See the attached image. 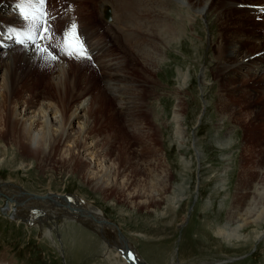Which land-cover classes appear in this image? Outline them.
I'll list each match as a JSON object with an SVG mask.
<instances>
[{"label":"rangeland","instance_id":"374dc122","mask_svg":"<svg viewBox=\"0 0 264 264\" xmlns=\"http://www.w3.org/2000/svg\"><path fill=\"white\" fill-rule=\"evenodd\" d=\"M96 1L97 6L95 0H87L89 12L80 8L82 6L77 3L82 1L77 0H69V5L52 0L48 5L50 13L58 15L54 19L61 17L65 21L62 32L75 22L79 31L86 30L95 36L93 39H101L108 43L110 47L105 44L107 47L105 60L114 59L116 56L115 60L122 63L121 69L123 68L122 71L127 74L125 84L132 89L128 91L129 95L134 101L136 97L138 98L137 106L132 110L129 108L117 110V102L99 81L104 77L99 75L102 72L96 68L97 57L88 52L92 60H82L87 62L89 70L100 76L96 87L88 88L87 95L91 102L100 99L98 102L100 107L106 104L102 107L103 116L98 114L95 116L97 118L94 133L105 137L104 145L110 144L106 149L117 155L120 167L127 163L133 182L143 177L142 171L152 174L143 177L146 180L153 178L152 176L157 175L159 171L154 178V184L159 186L161 182L157 179L160 170L156 169H160L157 165H164L169 174L170 187L166 193L170 201L151 203L149 209L155 212L146 210L144 206L132 207L119 189H111L106 194L93 192L83 179V173L87 172L85 163L70 173L66 162L57 160L55 156L42 159L40 152L27 150V147L25 149V144H22L21 148L13 146L17 136L15 123L12 126L10 124L11 115L15 110V104L12 103L10 113L7 108L5 111L4 107L0 109V181L12 185V192L17 195L6 201L0 194V257L4 255L14 264H116L117 259L110 255L113 250L108 249L104 238L107 236L108 239H112L115 231L96 223L86 224L78 219L72 220L70 217L68 219L66 215L60 216L58 214L60 210L64 212L69 210L68 213L73 215L66 203L62 205L56 203L55 207L54 202L47 203L33 196L45 197L52 193L75 196L93 205L109 223L119 227L130 246L147 264H264V238L253 240L255 227L248 229L243 227L239 231L248 236L250 241L247 243H244L243 239L233 237L227 242L217 236L218 228L223 227L228 219L227 212L236 205V202L244 208L251 196L255 195L258 183L264 177V80L248 78V82L246 79L240 81L242 92L236 88L233 91L236 97L232 96L230 90L234 89L231 81L229 87L228 81L224 86L218 85L217 80H222L220 77L223 74H218L212 67L215 55L207 49L206 44L207 34L212 33L215 40L219 34L214 12L206 16L207 22L198 18L189 24L186 19L187 9L174 3H170L174 5L169 7L163 6L166 13L160 15L161 18L145 15L139 6L128 8L132 9L131 13L134 12L131 16L129 10L125 8L128 18L134 16L135 19L136 16L135 20L144 21V17L147 16L149 21L154 19L161 21L158 26L163 28L158 31L164 29L161 31L162 38L150 35L152 38L150 48L160 51L161 57H158L157 65L148 66L149 57L137 55L131 48L132 43L127 31L123 29L124 33L120 35L114 29L118 15L116 16V7L109 3L111 0H105L106 4L103 0ZM226 1L229 0H220L218 7L226 5ZM107 4L113 11L115 21L113 19L112 23L107 21L102 12L108 7ZM227 10L229 9L224 10L223 18H226L228 26L235 30L237 28L235 26L241 20L240 13ZM73 14L74 17H71V22L68 23L66 16L70 17ZM124 19L127 17L124 16ZM163 20H167L168 23ZM162 24L170 26L164 28ZM39 27V24L33 27L35 29L33 37L41 42L42 40L37 38ZM25 46L24 42L18 54H22L20 50ZM248 47H253L251 52H255L253 43L248 44ZM50 50L58 55V60L76 61L56 51L57 49ZM56 61L54 60L53 66ZM204 67L208 84L201 87L199 74ZM24 71L25 68L22 69L23 73ZM112 71H109V74ZM182 75L187 77L185 84ZM31 79L28 80L29 86L26 89L27 91L29 88L30 91L24 94L32 97L26 100H35L45 95L49 99L54 98L49 94V90L47 93V89L42 88L43 82L34 85ZM19 83L20 81L16 82L17 85ZM222 93L224 96L222 103L229 114L227 117L223 116L226 117L223 121L219 119L221 112L217 98ZM177 98L182 100L181 113L184 118L182 123L185 126L182 149L174 122ZM78 99L79 97L73 103ZM256 112L259 113L254 114ZM135 120L138 121L137 125L144 127L145 132L129 131L130 122ZM162 155L166 157L163 158L165 161ZM181 155H185L186 160L190 162L186 168L182 166ZM221 180H224L223 187L220 186ZM183 185H187L188 188L182 192ZM243 189L253 192H246L243 195ZM237 191H241L242 195H238ZM37 201L49 204L50 210L42 206L43 204L39 205ZM19 202L23 203L21 210L24 209L20 214L25 216L43 214L42 222H38V219L24 222L15 212L19 208ZM12 214L18 219H14ZM35 217L38 218L39 215ZM52 217L56 219H49ZM50 227L55 229L53 240L47 236ZM262 227L259 229L260 232L264 230V225ZM106 248L109 251L105 250ZM118 260L121 262V259Z\"/></svg>","mask_w":264,"mask_h":264},{"label":"bare ground","instance_id":"6f19581e","mask_svg":"<svg viewBox=\"0 0 264 264\" xmlns=\"http://www.w3.org/2000/svg\"><path fill=\"white\" fill-rule=\"evenodd\" d=\"M51 1L52 0H46L45 5H38L28 4L25 2V0H0V29L4 32L3 35L0 34V109L4 107L5 111V108H7L6 110H9L10 113L9 108H11V104H15V110L11 115L12 122L10 123L11 126L13 123H15V133L17 136V140L13 143V146L19 148L22 144H25V149L27 147V150L40 152V157L42 159H50L52 156H55L57 160L66 162L67 169H69L68 171H70V173L73 170L79 169L81 165L85 163L87 165V172L83 173V179L86 183H88V186L93 190V192L106 194L109 193L111 189H119L124 193L126 199L130 202L132 207H134V205H137V207L144 206L146 210L155 212L154 210L149 209L151 207V203L170 201V197L168 193H166L168 187H170L168 169H166V167L162 164L157 165L160 166V169H156L160 170V176L159 179H157V181L159 180V182H161V184L158 183L160 184L159 186L154 184V178L155 176L157 177L159 171L157 175L152 176L153 178H151V176V179L147 178L148 180L143 179V177L147 176L149 173L142 171V173H144L143 177H141L140 180L133 182V178L129 174L130 171L128 170L127 163L120 167V159L117 157V155L115 156L110 152L109 149H106L110 144H107V146L104 145L103 141L105 137L102 135H96L94 133L96 129L95 119L97 118H95V116L97 114L103 116L104 111L102 110V107L106 104L100 107V104H98L100 99H94L91 102V98L87 95V92L88 88L96 87L95 84H98V79L100 76H98L95 71L92 72V70H89L87 62L82 60L74 59V61L76 60L75 62L57 60L56 64L53 66L54 60H47L45 57L49 56L50 52L55 54L50 49H57L56 51H59L58 47L56 46V40L50 41L45 38L42 39L41 42L36 40V43L34 44L32 40L29 39V36L33 37L35 32L33 27L35 25L38 26V24L40 25L38 36L46 35V33L41 31V11L43 10L41 7L47 6L49 8V12L48 10L46 11L51 17L58 16L54 12L52 14L50 13V7L48 4L51 3ZM77 1H82L77 3V5L82 6L80 8L85 10V12H89L87 0ZM219 1L220 0H111L109 3L114 5V8L116 7V12L118 14L116 12L115 13L116 16L118 15V20L115 21L113 18V11L109 7V4H107L108 7H105V10L102 12H104V14L105 12L109 13V17L107 19L108 22L112 23L111 21L114 19V29L117 31V33L122 35L124 33L123 29L127 31L128 37L132 43L131 48L135 50L137 55L141 56L143 54L144 56L149 57L150 60L148 61V66L157 65L158 57L161 55L160 51H155L154 49L150 48L152 41L150 35H156L157 37L162 38L160 37L162 36L161 31L163 32L164 30L158 31V29L163 28L158 26L161 21L157 19H154L155 21H149L147 18L148 15L160 17V15H163V13H166L164 12V9L166 8L163 6L169 7V5L176 4L178 7H185L187 9L186 19L189 24H192V22H195L198 18L199 20H205V22H207L206 16L212 12L216 13L215 25H217L219 28V34L217 36V40H215V36H213L212 33H209V35L207 34V49H210L209 51L213 52L215 55L212 60V67L218 71V74H223L220 77L222 80H217L218 85L224 86L227 84V81H231L234 84V89L230 90H232V96L236 97L234 96L233 91L236 90V88L240 89L239 91L242 90L241 85L239 84L240 81L242 82L248 78H260L264 80V0H229L228 2L226 1V5H222L223 9L222 7H218ZM58 2L60 4L69 5V0H57V3ZM103 2L106 4L105 0H103ZM95 3L97 6L98 2L96 0ZM134 6L142 7L143 13L147 15L146 18L144 17V21H139V19L135 20L136 16L135 19L133 18L134 16L132 17L133 19L131 18L134 12L131 13L132 9H129L130 7L136 8ZM18 8L23 9L29 15H35L36 13L39 15L40 20L38 21L39 18L37 17L36 20L26 21L18 14ZM125 8H127V10H129L131 13V20H128L130 18H128L129 16L127 15L128 13ZM225 9H229L230 12H237V14L238 12L240 13L239 17L241 20L240 23L235 26L237 27L235 30H232L231 26H228V21L226 18H223ZM124 16H126L127 19H124ZM71 17H74V14L70 17L66 16V21L68 23L71 22ZM181 18L182 17H180V19ZM167 20L163 21L166 22ZM49 23L51 24V28L56 36L60 37L63 33L62 29L65 25V21L59 17L58 19L49 20ZM167 23L168 22H166V24ZM166 24L165 26L162 24V26L166 28V26L169 25ZM110 25L111 24H109V26ZM212 26L213 25L211 24L210 27ZM228 27L229 30H227ZM79 33L82 36L86 46H88V52L97 57V61L95 62L96 68L97 70L100 69L102 72V74L99 75L104 77L100 78L101 80L99 81L101 82L104 89L109 90L113 99L115 102H117V110H124L126 108L132 110L135 108L138 103V98L134 95L136 97V100L134 101V99L129 95L130 93L128 91H131L132 89H130L125 84L127 74L124 72V70L122 71L123 68L121 69L122 63L118 60V62L115 60L116 56L114 54V59H104L105 50L107 48L105 44L108 45V43L101 39H93L95 36H92L86 30L79 31ZM17 35H20L22 37L21 40L26 43L25 48L20 50L22 54H18V52L23 46H19V44L16 43V39L9 38L10 36L15 38ZM142 37H144V39H142ZM252 43L255 45V52H251L253 47H248V44L250 45ZM44 48H48L49 52L41 51ZM130 50L132 51V49ZM154 59H156V61ZM45 60L47 63H45ZM90 60H92V57ZM23 68L26 70L24 73L22 72ZM107 70L113 71L111 74H109V71ZM206 77L207 75L204 67L201 69L199 74L201 87L208 84ZM181 78L183 84H185L187 77L182 75ZM30 79L34 85H40L43 82L44 86L42 88H46L47 93L49 90V94L54 98L49 99L48 96L45 95L44 97L41 96L35 100H26V98L32 97L29 94H24L30 91L29 88L26 91L27 86H29L28 80L30 81ZM17 81H20L18 85L16 84ZM230 85L231 84L229 82L228 87ZM77 97H79L78 101L73 103ZM104 97L106 96H103V98ZM217 98L219 102V110L221 112V117L219 119L223 121L229 115L226 113V109L222 103L224 101L223 93ZM181 110L182 100L177 98L176 107L174 109V122L180 148L183 147L182 138H184L185 132V126H183L182 123L184 118ZM259 110L260 109H258V111ZM232 113L234 114L235 111ZM257 113L259 112L254 114ZM200 117L201 115L199 118ZM137 122V120L130 122L131 125L128 127L130 129L129 131H131V133H138L139 130V133L145 132L143 129L144 127H142V125H137ZM162 156V159L166 158L164 155ZM199 156H201L200 151ZM185 157V155H181V163L184 168H186L187 164L190 163ZM126 161L129 163L128 160ZM149 163L152 164L153 162ZM149 175L152 174L150 173ZM224 180H221L220 182L221 187L224 186ZM258 184V188L253 185V187L257 189L256 193L255 195L253 194L254 196H251L249 203H246L244 208L240 207L241 204L236 202V205L233 206L229 212H227L228 219H226L227 221L225 225L221 228H218L217 231V236H219L221 239L229 242L233 237L238 240L243 239L242 241L244 243L249 242L250 240L248 236L239 232L241 228L243 229V227H246V229L255 227V230L252 229L254 230L253 240L258 241L259 238H264V230L262 229L261 232L259 230L263 228L262 226L264 225V177L259 181ZM181 188L183 192L188 187L187 185H183ZM237 192L238 195H242L241 191ZM246 192L248 191L244 189L242 190L243 195ZM0 194L5 197L6 201H10L8 199H12V197L17 195V193L15 194L12 192V185L3 181H0ZM33 196L40 201H47V203L54 202L53 205L55 207L56 203L61 205L66 203L73 215L68 213L69 210L66 212L60 210L58 212L60 216L61 214L63 216L66 215L68 216V219H78L86 224L92 222L101 226H106L110 230L115 231V233L118 231L121 232L116 224L109 223L101 211H99L93 205L86 203L75 196H60L54 195L52 193L45 197H39L38 195ZM40 201H37L39 205L43 204L42 206L50 210L49 204L46 205ZM21 202L18 203L19 208H17L16 211L14 209L13 210L24 222L28 221L29 219H32L33 221L38 219V222H42L43 214L36 213L35 215L26 216L25 214H20L24 210H21V208H23V203ZM208 202L209 200L206 203ZM37 215H39L38 218L35 217ZM12 216L15 217L16 215L12 214ZM14 219L17 220L18 218L15 217ZM49 219H56V217ZM54 230L55 229L50 227L47 232V236L52 240L54 237ZM104 238L106 245L109 246L108 249L116 251H112L111 254L109 252L112 257L117 259L116 264H131V260H133V258L139 260L141 264H147L139 257L137 252L130 246L129 243V246L127 245L130 247L128 251V254H130L129 261L126 258L125 253L112 249L111 246L113 247V245L111 244L110 246V244H108V242L113 243L118 249L120 247L122 249L121 251H123V245H126L127 243V240L124 238V236L122 242H119V239H108L107 236H104ZM105 250H107V248ZM107 251H105V253ZM109 259H111V257ZM118 259H121V262ZM0 264L14 263L3 255L0 257Z\"/></svg>","mask_w":264,"mask_h":264},{"label":"snow or ice","instance_id":"6c2138e0","mask_svg":"<svg viewBox=\"0 0 264 264\" xmlns=\"http://www.w3.org/2000/svg\"><path fill=\"white\" fill-rule=\"evenodd\" d=\"M28 4H38L45 5L46 0H25ZM71 10V9H70ZM24 19L28 21L29 19L35 20L36 16L33 14L32 16L24 15ZM54 19L51 17L46 10L41 11V31L46 33L45 36L37 37L39 39H48V40H56L58 50L61 54L67 56L70 59L77 60H85L91 59L90 54L88 53L87 46L78 31V26L73 22L65 31L62 33L60 37H57L54 31L51 28V24L49 20ZM29 39L35 44L36 40L33 39L32 36H29ZM19 43L23 44L24 41L20 40ZM41 51L49 52L48 48H44ZM58 60L59 57L56 54L49 53V56H46L45 59Z\"/></svg>","mask_w":264,"mask_h":264},{"label":"water","instance_id":"95a60500","mask_svg":"<svg viewBox=\"0 0 264 264\" xmlns=\"http://www.w3.org/2000/svg\"><path fill=\"white\" fill-rule=\"evenodd\" d=\"M107 14L109 15V13H107ZM124 236H125V235H124ZM112 239H114V240L119 239V242H122V241H123V240H122V239H123V235H122V233H121L120 231H118L117 233H115V234L112 236ZM126 242H127L126 245H123V251H121L122 249H121L120 247H119V249H118L113 243H109V242H108V244H110V246H111V244L113 245V247L111 246L112 249L125 253L126 258H127L128 261H129L130 254H128V251H129V248H130V247H128V246H129L130 243H129L128 241H126ZM128 243H129V244H128ZM127 245H128V246H127ZM130 250H131V249H130ZM131 264H141V263L139 262V260L133 258V260H131Z\"/></svg>","mask_w":264,"mask_h":264}]
</instances>
